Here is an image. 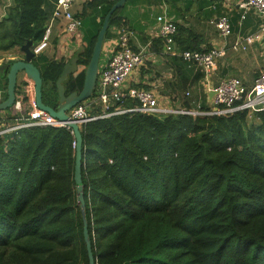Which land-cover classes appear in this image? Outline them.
Returning <instances> with one entry per match:
<instances>
[{
    "label": "trees",
    "instance_id": "trees-1",
    "mask_svg": "<svg viewBox=\"0 0 264 264\" xmlns=\"http://www.w3.org/2000/svg\"><path fill=\"white\" fill-rule=\"evenodd\" d=\"M45 2L12 0L0 21V54L22 55L27 41L43 38ZM115 2L89 0L77 14L84 23L107 4L76 53L78 69L64 81L67 95L83 88ZM119 11L110 26L121 23ZM175 40L182 51L202 50L199 37L180 24ZM153 45L163 49L162 39ZM65 64L53 59L41 72L48 105L58 104L56 81ZM17 91L27 116L28 95ZM137 103L127 98L122 105ZM5 111L11 120L20 117L14 106ZM81 132L96 264H264V110L196 117L134 111L87 122ZM75 142L71 130L54 126L0 137V264H89Z\"/></svg>",
    "mask_w": 264,
    "mask_h": 264
},
{
    "label": "crops",
    "instance_id": "crops-1",
    "mask_svg": "<svg viewBox=\"0 0 264 264\" xmlns=\"http://www.w3.org/2000/svg\"><path fill=\"white\" fill-rule=\"evenodd\" d=\"M55 1L46 0L45 2V8L49 15L55 8ZM88 1L76 0L73 7L74 13L76 15L81 14ZM240 1L132 0L120 8L118 14L121 23L111 25L107 31L108 36L105 39L101 54L100 68L108 63L118 43L119 30L121 27H126L134 33L131 42L133 49L142 51L145 58L144 65L136 69L125 83L126 87L153 90L165 105L177 106L187 100L191 107H196L198 103L204 107H210L213 95L207 89L203 70L200 67L189 65L184 60L185 63H181L176 59V56L166 54L163 49L158 50L153 45L154 41L160 38L158 36L157 16L166 12L176 24L193 31L199 37L202 50L213 47L225 49V54L218 59L217 67L210 77L213 86L230 78H239L250 85L255 76L264 70V46L256 42L241 51H235L233 47L239 38L256 31L264 22V17L254 10H249L246 17L242 19L244 11L238 6ZM11 4L12 0H0V21L7 16ZM106 7L107 4H103L95 12H89L91 14L84 22L85 24L83 23L81 28L74 33H67L63 31L62 25H56L47 47L35 55L33 60L40 71L42 72L50 60H64L67 63L77 57L76 53L81 50L85 35L100 25ZM224 15L228 17L233 30V33L226 38L220 34V30L213 23L216 18ZM38 43H33L32 50ZM177 48L179 49L178 45ZM0 57L3 58V63L14 59L20 60L23 59L24 52L22 55L0 54ZM23 82L27 83L26 89L22 88ZM18 87L20 93L25 92L28 95L29 106H27V111L31 110V101L35 99V88L33 81L24 72L19 73L18 76L16 100L21 98L18 95ZM7 91L8 70H5L0 72V102L7 98ZM187 91H190L189 96H185ZM193 92L198 94V97L192 98ZM17 114L20 117L11 120L9 112L0 110V130L7 129L19 122L23 117L24 110L17 111ZM14 132L8 131L0 137L11 135Z\"/></svg>",
    "mask_w": 264,
    "mask_h": 264
},
{
    "label": "built area",
    "instance_id": "built-area-1",
    "mask_svg": "<svg viewBox=\"0 0 264 264\" xmlns=\"http://www.w3.org/2000/svg\"><path fill=\"white\" fill-rule=\"evenodd\" d=\"M117 1V0H111ZM76 0H56L55 8L46 23L43 38L33 50L35 55L40 53L51 39V34L56 25H62L67 33L76 32L83 25L81 18L73 11ZM238 6L243 9L242 19L249 10H254L264 17V0H241ZM158 36L163 41V50L166 54L182 58L191 66L200 67L205 74L207 89L213 93L211 106L203 108L201 103L196 107H187L182 102L177 106L163 104L155 91L137 87H126L125 83L136 69L144 65V54L132 47L134 33L131 29L121 27L119 39L108 63L99 68V76L94 95L77 104L69 111V118L76 122L80 128L87 122L120 115L128 112L152 113L157 115L188 114L193 116L228 115L239 110H248L250 113L264 110V70H261L249 85L239 78H230L213 86L210 82L212 72L217 67L218 59L225 54L224 48H209L203 50H179L176 45L177 24L166 12L157 16ZM223 37L233 33L232 26L227 16H220L213 21ZM259 42L264 46V22L259 28L239 38L233 49L241 51ZM3 58L0 57V64ZM190 91L185 96H189ZM137 99L133 107H125L122 102L127 99ZM188 98V97H184ZM32 109L27 116L21 117L15 125L0 130V136L8 131L18 132L31 126L65 127L74 134L69 122L54 118L48 112L37 107L35 99L31 101ZM14 107L17 111L23 110L21 98H17ZM96 111V112H93ZM76 145V142H75Z\"/></svg>",
    "mask_w": 264,
    "mask_h": 264
},
{
    "label": "water",
    "instance_id": "water-1",
    "mask_svg": "<svg viewBox=\"0 0 264 264\" xmlns=\"http://www.w3.org/2000/svg\"><path fill=\"white\" fill-rule=\"evenodd\" d=\"M128 0H117L111 7L110 11L106 14L102 26L98 32L97 40L94 45L91 59L85 70V79L81 91H75L66 94L64 81L78 69V57L73 58L67 62L64 69L56 81L57 91L59 95L58 104L51 106L43 101V77L40 69L34 63L35 52L32 50L33 41L29 40L22 46L24 52L23 59L17 60L14 63L0 64V72L8 70V96L0 102V110H6L14 106L16 101V88L18 84L19 73L24 72L27 77L33 81L35 88V101L37 107L48 112L58 120L69 122L74 132L76 140V164H75V182L77 188L78 201L81 205V210L84 216V238L87 245L89 264H96L92 249V240L89 233L88 222L86 219V202L84 196V185L82 178V147L83 136L80 126L76 122H72L69 118V111L80 102L89 99L95 92L96 84L99 76L100 58L104 47L107 31L110 27V20L113 13L121 8ZM211 93V92H210ZM213 95V93H211Z\"/></svg>",
    "mask_w": 264,
    "mask_h": 264
},
{
    "label": "rangeland",
    "instance_id": "rangeland-1",
    "mask_svg": "<svg viewBox=\"0 0 264 264\" xmlns=\"http://www.w3.org/2000/svg\"><path fill=\"white\" fill-rule=\"evenodd\" d=\"M103 54H104V53H103ZM192 94H193V95L191 96L192 98H196V97H198V94H195L194 92H193ZM93 95H94V94H93ZM93 95H92V96H93ZM92 96H91V97H92ZM91 97H90V98H91ZM182 98H183V97H182ZM182 98H181V99H182Z\"/></svg>",
    "mask_w": 264,
    "mask_h": 264
},
{
    "label": "clouds",
    "instance_id": "clouds-1",
    "mask_svg": "<svg viewBox=\"0 0 264 264\" xmlns=\"http://www.w3.org/2000/svg\"><path fill=\"white\" fill-rule=\"evenodd\" d=\"M75 137V136H74Z\"/></svg>",
    "mask_w": 264,
    "mask_h": 264
}]
</instances>
